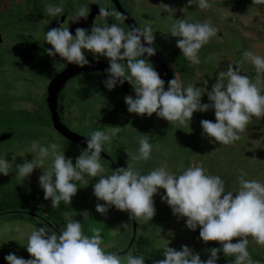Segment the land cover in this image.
<instances>
[{
	"label": "clouds",
	"instance_id": "clouds-1",
	"mask_svg": "<svg viewBox=\"0 0 264 264\" xmlns=\"http://www.w3.org/2000/svg\"><path fill=\"white\" fill-rule=\"evenodd\" d=\"M189 5L202 10L211 6L209 0H187L185 7ZM164 6L173 21L168 34L178 38L175 46L190 63L199 64V50L210 38L217 36V27L208 21L189 22L184 16L173 19L176 10ZM44 11L52 18H59L64 9L60 5L44 4ZM88 13L89 7L81 6L71 21L86 18ZM98 15L125 19L119 12L104 7L99 8ZM43 38L51 45L46 49L49 56L58 54L70 64L80 67L89 64L85 51L94 59L105 57L108 67L104 69L107 74L102 82L104 87L111 90L125 80L132 85L134 96L124 97L128 113L147 116L155 113L158 118L182 125L191 121L194 112L212 110L214 121L200 120L201 135L209 138L210 143L231 144L239 139L238 133L245 130L252 116L264 117V93L259 75L264 72V56L251 50L242 55L258 73L255 82L230 62L226 69L217 72L210 89L206 79L197 87L196 83L184 86L178 77L168 80L165 89V81L148 60L156 52L152 46L154 31L148 24L143 28L129 26L127 31L115 23L93 24L90 30L77 27L74 35L68 26L61 24L43 31ZM204 95L207 103L201 102ZM121 128L116 125L107 130L92 131L86 137V147L75 157L74 163L72 157L65 156L61 145L52 142L45 146L33 140L27 153H35L36 158L23 157L22 163H15L14 173L22 181L34 169L40 168L42 174L37 178L38 184L44 199L50 200L53 207L61 201L70 204L78 189L75 181L83 180L86 173L98 178L92 185V194L97 201L104 203L95 205L96 212L103 215L109 207H114L126 211L130 218H142L146 222H150L156 213L153 197L159 194L171 214L178 221L184 220V227L192 231L199 227V240L219 242L218 247L209 249L208 258L202 260L200 254L187 245L182 244L179 250L169 247V240L163 237L167 241L163 258L154 259L152 264H217L218 253L234 257L232 264H259L250 257L247 237L251 236L257 244L264 245V182L245 179L241 175L238 188L226 191L224 180L219 175L206 173L201 166L172 172L166 163L147 174H141L127 163L111 170L110 174H104L105 168L100 162L103 145L110 143ZM138 141V151L131 159H149L152 152L149 134L143 133ZM46 161H50L47 166ZM10 167V161L0 156V175L7 176ZM160 189H163L162 194ZM81 214L89 216L86 210ZM126 225L122 223L120 227ZM15 231L25 240L22 246L29 258L9 252L4 256L6 264H144L142 255L128 254L122 259L115 252L105 251L101 246V230L93 229L90 236L85 235L80 221L67 213L59 233L46 225L32 226L28 232L17 227ZM168 235L174 234L169 231ZM236 237L239 239L232 242Z\"/></svg>",
	"mask_w": 264,
	"mask_h": 264
},
{
	"label": "rangeland",
	"instance_id": "rangeland-1",
	"mask_svg": "<svg viewBox=\"0 0 264 264\" xmlns=\"http://www.w3.org/2000/svg\"><path fill=\"white\" fill-rule=\"evenodd\" d=\"M61 1H66L68 3L63 4ZM89 1L90 0H0V10H2V12L7 7L15 9V19L4 20L0 17V25L3 21H6L7 24H12L14 27L19 28L21 33H23L22 44L27 47H35L34 45L37 44L42 46V39L40 38L41 35L43 36L42 32H46L45 30L47 29L39 26V33H34L35 36L27 30H33L30 26L36 21H39L41 26L47 25L51 21V17L44 11V4L60 5L63 9L68 8L70 11H76L79 7L88 4ZM128 1H130L132 6H140V0ZM142 1H144V4L151 9V12L154 14L151 18L153 20L152 23H154V28L166 33H168L173 21L170 19L171 14L166 12L164 5H168L170 8L176 10L173 14V19L183 18L184 16V18H188V21L190 20L189 17H191L194 12L192 6H195L189 5L185 7L187 0H141V2ZM246 2L251 8L255 10L258 9L257 6L255 7L252 0H246ZM37 9L43 14L39 15L35 12ZM208 9L210 10L211 8L209 7ZM141 12L142 11L139 10V13ZM198 15L199 13L196 17ZM55 20H57V18ZM255 23L258 25L257 27H261L264 31V20L260 21L257 19L256 22L254 21V24ZM211 24L218 28L213 22H211ZM12 25L5 31L4 43L1 45L3 49H13L14 44H17L15 39H17L16 34L18 32H15L16 34H13L14 31H12V34L9 32ZM233 32L234 31L230 30L223 31V34H221L222 36H220V41L214 40L217 39V36L210 38L199 50V64H192L189 62L184 64L180 63V65H178V68L183 74L197 75L195 79L193 77L192 79L180 80L184 86H187L188 83H196V86L199 87L202 86V80L206 79L208 81V88L210 89L212 83L215 82L217 72L226 69L230 62L233 64L234 68L235 65L238 66L242 73H247L249 70L255 69L249 61L243 58L242 54L246 50H251L256 54L260 53L259 55L263 54L264 56V43L256 44V42L252 41L243 42V40L241 41L238 35ZM162 39H164L163 36ZM176 39L178 38L168 37V41L171 44L175 43ZM162 42L163 41H161V43ZM157 45L161 50L165 49L163 43L162 47L160 43H157ZM176 50L177 53L180 52L178 48ZM5 55H7L6 61L0 59V79L6 76L10 77V75L13 76L12 73L15 71V65L10 59H15L16 55H14V52H5ZM45 56H49L46 51ZM49 60L50 58H48V61ZM7 70L12 71L8 72ZM257 75L258 74L253 76V74L250 73L248 76L255 82V77H257ZM259 75L262 78L260 85L261 91L264 93V72H261ZM71 80H69L68 83ZM83 83L82 87H76L70 90L65 88L62 93L65 94L68 98L67 101L78 111L85 107H88V109L92 111L96 100L92 99L91 91L97 89V86L93 84L94 81H86L85 79H83ZM100 90L103 89L100 88ZM97 93L99 94V100L104 101L106 99V95H102L100 92ZM2 97L3 95L0 89V123L5 122L7 113L11 111L10 109L7 110L4 108L7 105L5 102L1 103ZM89 99L91 100V104L89 103ZM201 102H208L206 95L201 97ZM99 117H101V115H99L98 118ZM201 119L214 121L215 117L213 111L194 112L191 121L182 125L177 122H168L162 118H158L155 113L151 116H138L134 122H132V119L130 120L133 125V127L132 125L129 126L131 132H129V130L120 132L116 142L105 143L104 147L109 150L117 160L120 159L124 164H131L141 174H147L153 168L166 163L168 169L172 172H180L190 166H201L206 173L219 175L225 182L226 191H234L238 188V177L241 175H243L245 179H256L264 182V117L259 118L252 116L245 130L238 133L239 139L231 144L210 143L209 138L204 140V136L201 135V132L198 133L196 131V129L200 127ZM1 130L2 129H0V156L6 155L5 158L10 161L11 167L10 173L7 176L0 175V191L7 187H13L14 189L22 188L25 191H33L35 194L43 196V191L37 180L38 176L42 174L39 172L40 168L38 170L34 169L30 176L22 181L21 178L14 173L15 163H22L23 157L29 160L34 157L32 154L25 156L26 153L23 148L25 143H31L33 138L29 139V141L27 138L24 139V135L20 133L22 128L18 125L13 128L17 134L10 138L3 139L2 136L4 133H1ZM143 133L149 134V143L152 145L151 156L147 160L133 161L131 156L137 153L139 147L138 137ZM39 142L41 145H48L41 143V141ZM66 148L74 151H76L75 148L77 149L74 145H72L71 148L70 143L66 145ZM11 151L14 153L15 159L12 153H10ZM7 154L11 155V157H7ZM69 155L73 158V153L71 151H69ZM65 156L67 157V155ZM74 162L75 158L73 159V163ZM104 168V174H110L111 170L106 167ZM97 179L98 178H92L85 173L83 175V180L75 181L78 189L70 201V216L80 221L82 231L85 235L90 236L93 229H100V234L102 236L101 246L104 247L105 251L116 252L123 248L126 249L129 244V238L132 236L131 229L130 226H127L126 229V226L121 228L120 225L129 222V214L126 211H120L114 207H109L108 211L103 215L96 212L95 205L97 203H104L103 201H97L96 197L92 194V185ZM87 183L88 185H86ZM159 192L162 194L163 189H160ZM153 200L156 208L154 217L150 222H146L142 218L141 221L147 227V235L150 236L157 246L165 247L167 243L165 239L169 240V247L177 250H179L182 244L194 250L206 243L198 239L199 227L195 231L184 227V220L180 219L178 221L177 218L171 214V210L167 204L161 202L159 194L154 195ZM85 210L88 212L89 216L81 214ZM31 217L12 215L9 217L2 216V218H0V256H3V252L6 254L12 252L18 257H23L25 259L29 258V254L25 247L22 246L25 240L20 237L15 229L18 227L22 232H28L31 230L32 226L39 227L43 225L41 222V225L35 222V219ZM169 231L174 235L169 236ZM247 239L248 249L254 248L255 250H259L264 246L257 244L251 236H248ZM127 255L128 253L120 254L122 259ZM2 262H0V264H3Z\"/></svg>",
	"mask_w": 264,
	"mask_h": 264
},
{
	"label": "flooded vegetation",
	"instance_id": "flooded-vegetation-1",
	"mask_svg": "<svg viewBox=\"0 0 264 264\" xmlns=\"http://www.w3.org/2000/svg\"><path fill=\"white\" fill-rule=\"evenodd\" d=\"M117 1L118 3L115 0H90L88 3L89 5L86 4L84 6L89 7L88 15L91 13V18H79V20L76 22L71 21L75 10L70 11L68 8H64L63 14H61V16L57 18V20H55V17H51V21L47 25L42 26L40 25L39 21H36L30 26V28H32L33 30L27 31L35 36L34 33H39V26L46 28L47 30L45 31L47 32L50 28L59 27L62 24V26L64 27L68 26L70 33L74 35L75 29L77 27H83L90 30L93 24L103 25L104 23H115L122 27L125 31L129 29V26L143 28L146 24H148L151 26L153 31H156L154 32V42L152 45L156 49V52L153 56L148 57V60L152 64L153 68L157 71V73L161 76V78L165 81V89L167 88V78H165L167 77V71L164 67V61L166 62L169 71L172 72V78L178 77L179 80H187L190 78L192 79L193 77L194 79L197 78V75L194 76L192 74H183L178 68V65H180V63H183L181 53H177L175 43H169L168 37H171L170 34L154 28V23H152L153 20L151 19L154 14L153 12H151L152 10L144 4V1L141 2L140 0L139 7L132 6L130 4V1L128 0ZM252 1L255 7L257 6L258 9L255 10L251 8V6L247 3L248 1L246 2V0H209V3L211 5L210 10L208 8L202 10L197 8L196 6L191 5L194 9V12L192 13L193 15L191 17L188 16L190 19L189 22L208 21L210 23L213 22L214 24H216L218 26V33L217 39L214 40L217 41H220V36H222L221 34H223V31L230 30L234 31L233 33L238 35L240 40H243V42L252 41L256 42V44H263L264 31L261 27H257L258 25H256V23L254 24V21L256 22L257 19L260 21L264 20V0H260V2H257V0ZM61 2L63 4L68 3L66 1ZM100 7H104L110 11L114 10L116 12H119L125 19L117 20L114 16L100 17L98 15ZM139 10H141L142 12L139 13ZM14 11V8L8 7L3 12L2 10H0L1 19H15ZM35 12H37L39 15L43 14L39 9H37ZM198 13L199 15L196 17ZM10 25L12 24H7L6 21H3L0 25V59H2L3 61L7 60V55H5V52H14V55H16L15 59H10V61L15 65V71L12 73L13 76L10 75V77L6 76L0 79V89L3 95L1 103L5 102L7 106H5L4 108H6L7 110H11L9 111V113H7L5 122L0 123V129H2L1 133H4V135L2 136L3 139L15 136L17 133L13 130V128L18 125L22 128V131L20 133L24 135L23 138H27L29 141V139H32L34 137L33 133H37L36 128L39 127V125H45L48 128L47 131L50 133V136L48 137L51 138L46 140L44 142L45 144L55 142L63 147V151L65 155H67V157H71V155H69V151L73 153V159L78 156L80 151L83 150L86 145H80L71 141L59 130L54 128L51 111L47 102L49 93L50 101L54 106L61 123L65 124L73 131L80 133L85 137V139L92 131L107 130L109 126H123L120 132L125 130H129V132H131V129L129 128V126L132 125L130 120L132 119V122H134L138 116L142 115H136L135 113L127 112V108L124 103V97L127 94L121 87H119L121 85L117 84V86H115L113 89L108 90L102 83L106 79L107 74L105 75V73L101 70L91 71L88 69L86 71L76 72V74L72 75L65 81L64 86L62 85L63 87L61 86L62 88L60 90H58L60 87L57 86L58 83L53 84V86H51V88L49 89L50 80L54 75L65 68L68 63L64 61L63 58H60L58 54L55 56H45L46 49L51 48V45L44 42V38L42 35L40 38L42 39V46L37 43H35L37 44L34 45L35 47H27L26 45L22 44L23 33H21V30L19 28L14 27V25L11 26L9 32L11 34L12 31H14L13 34L15 32H18L17 34L15 33L17 39L14 38L17 41V44H14L13 49L1 48V45H3L4 43L5 31L8 30ZM162 36L164 37V39H162ZM161 41H163L162 43L165 46L164 50H161L157 45V43H160L162 47ZM141 42L144 43L142 37ZM84 54L85 57L94 59L93 55L90 52L85 51ZM159 55L162 57H160ZM261 55L263 56V54ZM48 58H50L49 61ZM96 60L102 61L108 65L107 59L103 56H100ZM186 63H189L187 59ZM7 71L11 72L12 70ZM250 71H252V69ZM247 73L249 74V72ZM247 73L242 74L248 75ZM255 74H258L256 69ZM83 79H85L86 81H94L93 84H95L97 87H103L102 89L104 91L100 90V88L91 91V93L100 92V94L106 95V99L104 101L99 100L100 102L96 106V110L93 109L91 111L88 109V107H85L78 111L71 103L67 101L68 98L64 93H62L65 88L67 90H70L76 87H82V84H84ZM69 80L71 81L68 83ZM127 82L125 80L123 84H127ZM95 98L97 99V97ZM89 103L91 104L90 99ZM45 108L49 113L50 121L44 124L39 119H37L36 115L37 112L41 109H43V111L45 112ZM99 115H101V117L98 118ZM91 116H94L95 118ZM119 133L112 138L111 142H116L118 140ZM69 143L71 145V148L72 145H74V147H77V149L75 148L76 151L66 148V145H68ZM30 146L31 143H25L23 147L26 153L25 156L30 155V153H27ZM10 153H12V151ZM9 154H7V157H11V155ZM31 154L34 155L33 158H36L35 153ZM100 155L102 158L100 161L101 164L104 167L109 168L110 170H114L118 167L116 165V162L120 161L124 164V162H122L120 159L117 160L109 150L105 149L104 145ZM12 156L15 159L14 153H12ZM48 163H50V161H46L45 166H47ZM124 165L126 166V164ZM36 169L38 170L39 168ZM39 172L42 173V170L40 169ZM32 193L35 192L32 191ZM24 217L31 216L24 215ZM0 218H2V216H0ZM31 218L35 219V222H38L40 225V222H43L39 217L33 216ZM46 226H48L50 229L55 230L49 224H46Z\"/></svg>",
	"mask_w": 264,
	"mask_h": 264
},
{
	"label": "trees",
	"instance_id": "trees-1",
	"mask_svg": "<svg viewBox=\"0 0 264 264\" xmlns=\"http://www.w3.org/2000/svg\"><path fill=\"white\" fill-rule=\"evenodd\" d=\"M181 57L183 60L182 64L186 63V58L183 56L182 53ZM250 73L255 76V69H252L249 74ZM36 116L37 119H39L44 124L50 121V116L46 108L45 112L43 111V109L38 111ZM47 129V126L39 125V127L36 128L37 133H33V140L41 141V143H44L46 140L51 139L48 137L50 136V133L47 131ZM196 131L198 133L202 132L201 127H198ZM204 140H207L206 136H204ZM116 165L118 167L125 166L120 161L116 162ZM69 208V204L65 203L64 201H61L58 206L53 207L50 204V200H45L43 196L37 195L29 191H25L22 188L14 189L13 187H7L0 191V216L7 217L11 215H29L32 217H39L44 222H41L42 224H49L58 232L64 226L65 214H69ZM133 222H135L136 230L132 244L128 249L124 250L125 248H123L119 251H116V253L119 255L124 253H128L133 256L142 255L143 257H145L144 264H152V261L154 259H162L164 247L157 246L150 238V236L147 235V227L145 226V224L142 223L141 218L129 217V222L126 223V229L127 226H130V231L133 235ZM131 238L132 236H130L129 242ZM237 240L238 237L233 238L232 242H236ZM218 246L219 242L209 241L206 242L204 245L197 247L193 251L199 253L200 258L202 260H205L209 256V249ZM248 251L251 259L254 262L264 264V246L259 250L249 248ZM2 254L3 256H0V262L3 261L2 263L5 264L6 261L4 260V256L6 255V253L3 252ZM218 257L219 259L217 260V264H232V261L234 259V257L230 255H224L222 253H218Z\"/></svg>",
	"mask_w": 264,
	"mask_h": 264
},
{
	"label": "water",
	"instance_id": "water-1",
	"mask_svg": "<svg viewBox=\"0 0 264 264\" xmlns=\"http://www.w3.org/2000/svg\"><path fill=\"white\" fill-rule=\"evenodd\" d=\"M115 1L118 3L117 0H115ZM91 16H92V14L90 13L86 18L87 19L91 18ZM160 57H162V56H160ZM86 59L89 61V64H87V65H85L83 67L77 66L75 64L68 63L65 68H63L60 72H58L56 75H54L53 78L50 80L49 89L51 88V86H53V84L58 83L57 86H60L58 90H60L64 86L65 81L68 78H70L72 75L76 74V72L86 71L88 69L91 70V71L101 70V71L104 72V69L108 67V65L106 63L102 62V61H99V60H96V59H92V58H89V57H86ZM95 64H97V65H95ZM164 67H165V69L167 71V77H165V78H167V81H168V80H170L172 78V72L169 71L165 61H164ZM105 75H106V73H105ZM118 85H121L119 87H121L123 89V91L127 95L134 96L133 88L131 87V85L128 82H127V84H119L118 83ZM97 88H103V87H97ZM91 94L93 96L92 99L96 100V102L94 103L95 105L93 106V108L96 110L97 109L96 106L100 102L99 101V94L98 93H91ZM95 97H97V99ZM47 102L49 104V108H50V111H51V117H52V122H53L54 128L59 130L64 136L69 138L71 141H73V142H75L77 144H80V145L81 144L86 145V143H85L86 139H85V137L83 135H81L80 133H78L76 131H73L72 129L68 128L65 124L61 123V121L59 120V116H58L54 106L52 105V103L50 101V93H49V95L47 97ZM135 230H136L135 222H133V235H132V238H131V240L129 242V245L127 246V249L130 247V245L133 242Z\"/></svg>",
	"mask_w": 264,
	"mask_h": 264
}]
</instances>
